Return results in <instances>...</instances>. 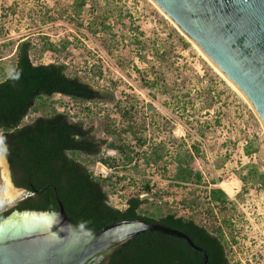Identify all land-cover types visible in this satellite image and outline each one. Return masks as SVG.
<instances>
[{
  "label": "rangeland",
  "instance_id": "374dc122",
  "mask_svg": "<svg viewBox=\"0 0 264 264\" xmlns=\"http://www.w3.org/2000/svg\"><path fill=\"white\" fill-rule=\"evenodd\" d=\"M25 39L35 44V64L66 63L70 74L104 94L99 102L82 103L54 95L26 121L55 108L81 117L97 137L110 141L116 136L104 133L102 124L109 118L120 122L115 103L130 99L134 127L149 149L164 155L159 165L140 160L134 171L117 170L111 204L124 208L125 199L148 181L151 191L144 195L181 215L207 219L206 209L213 206L231 264H264V127L243 95L152 0H0V81L13 70L17 44ZM51 43L56 50L45 48ZM188 151L202 175L199 184L175 180V161L190 160ZM0 152L6 158L2 133ZM103 153L118 155L105 146ZM83 158L97 176L111 173L92 157ZM6 163L11 176L7 158ZM5 186L0 164V212L27 195L12 201ZM216 187L228 196L224 208L209 203Z\"/></svg>",
  "mask_w": 264,
  "mask_h": 264
},
{
  "label": "trees",
  "instance_id": "16d2710c",
  "mask_svg": "<svg viewBox=\"0 0 264 264\" xmlns=\"http://www.w3.org/2000/svg\"><path fill=\"white\" fill-rule=\"evenodd\" d=\"M180 41L187 46L183 37ZM34 48L30 39L20 40L15 51V66L0 81V133L5 155L14 185L28 191L27 197L0 212V220L14 209L57 211L61 201L67 215L82 227L98 231L115 221L143 217L187 233L207 254L205 262L204 252L194 249L186 240L147 231L113 253L109 264H231L225 234L213 206L206 209L207 219L203 216L198 219L197 214L181 215L168 203L158 205L144 195L151 191L148 181L125 199L124 208L110 203L109 191L120 182L112 180L117 170L134 171L140 166V160L145 166L159 165L164 158L157 148L147 147V139L134 127L130 99L126 104L122 103L125 99L115 103L120 122L109 118L102 124L104 133L116 136L110 141L97 137L93 125H85L81 117L74 119L55 108L26 121L31 111H42L48 99L57 94L79 103L99 102L104 98L93 83L78 74H70L66 63L35 64L31 57ZM45 48L56 50L53 43ZM103 146L118 155L103 153ZM189 152L190 160L177 158L175 161L174 177L178 184L202 181ZM83 156L92 157V162H100L111 173L97 176ZM208 199L210 204L224 208L228 196L216 187L211 189ZM152 207H155L154 212L150 211Z\"/></svg>",
  "mask_w": 264,
  "mask_h": 264
},
{
  "label": "water",
  "instance_id": "95a60500",
  "mask_svg": "<svg viewBox=\"0 0 264 264\" xmlns=\"http://www.w3.org/2000/svg\"><path fill=\"white\" fill-rule=\"evenodd\" d=\"M153 1L237 88L264 127V0ZM59 205L57 211L14 209L3 217L0 264H109L113 253L147 231L186 240L207 262L204 249L179 229L140 217L95 231L75 223Z\"/></svg>",
  "mask_w": 264,
  "mask_h": 264
},
{
  "label": "bare ground",
  "instance_id": "6f19581e",
  "mask_svg": "<svg viewBox=\"0 0 264 264\" xmlns=\"http://www.w3.org/2000/svg\"><path fill=\"white\" fill-rule=\"evenodd\" d=\"M153 1V0H152ZM154 2V1H153ZM155 3V2H154ZM156 4V3H155ZM157 5V4H156ZM158 7V6H157ZM159 8V7H158ZM160 9V8H159ZM161 10V9H160ZM162 11V10H161ZM162 13H164L162 11ZM165 14V13H164ZM168 18H170L167 14H165ZM171 19V18H170ZM172 20V19H171ZM173 21V20H172ZM173 23L175 24V26L177 27V24L173 21ZM195 45V44H194ZM196 46V45H195ZM196 48L199 50V52L201 53V55L213 66V63L208 59V57L196 46ZM214 67V66H213ZM215 68V67H214ZM216 69V68H215ZM217 70V69H216ZM231 84V83H230ZM232 85V84H231ZM233 86V85H232ZM235 88V86H233ZM237 90V88H235ZM0 164L1 167L3 168V173H5V181H6V186H5V195L11 199L12 201H14L16 198L19 197V195L22 193L21 189H18L16 187L13 186L11 180H10V176H9V172H8V167H7V163H6V158L4 156V154L2 152H0Z\"/></svg>",
  "mask_w": 264,
  "mask_h": 264
},
{
  "label": "flooded vegetation",
  "instance_id": "af4514ba",
  "mask_svg": "<svg viewBox=\"0 0 264 264\" xmlns=\"http://www.w3.org/2000/svg\"><path fill=\"white\" fill-rule=\"evenodd\" d=\"M24 189H25V188H24ZM26 194H27V193H26ZM25 197H27V195H26ZM25 197H24V198H25ZM24 198H23V199H24ZM21 200H22V199H21Z\"/></svg>",
  "mask_w": 264,
  "mask_h": 264
}]
</instances>
